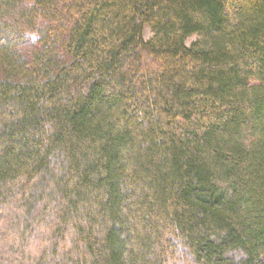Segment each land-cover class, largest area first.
Listing matches in <instances>:
<instances>
[{"label": "trees", "instance_id": "16d2710c", "mask_svg": "<svg viewBox=\"0 0 264 264\" xmlns=\"http://www.w3.org/2000/svg\"><path fill=\"white\" fill-rule=\"evenodd\" d=\"M0 264H264V0H0Z\"/></svg>", "mask_w": 264, "mask_h": 264}, {"label": "rangeland", "instance_id": "374dc122", "mask_svg": "<svg viewBox=\"0 0 264 264\" xmlns=\"http://www.w3.org/2000/svg\"><path fill=\"white\" fill-rule=\"evenodd\" d=\"M151 37V32L148 28L145 30V38L148 39ZM196 40V36H193L187 40V45H191Z\"/></svg>", "mask_w": 264, "mask_h": 264}]
</instances>
